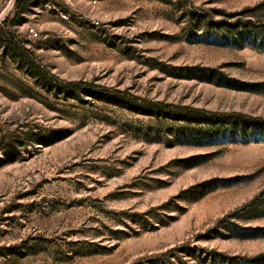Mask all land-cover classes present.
<instances>
[{
  "label": "rangeland",
  "instance_id": "374dc122",
  "mask_svg": "<svg viewBox=\"0 0 264 264\" xmlns=\"http://www.w3.org/2000/svg\"><path fill=\"white\" fill-rule=\"evenodd\" d=\"M15 4L0 0V264H264V127L138 105L264 117V50L220 27H264V0Z\"/></svg>",
  "mask_w": 264,
  "mask_h": 264
},
{
  "label": "trees",
  "instance_id": "16d2710c",
  "mask_svg": "<svg viewBox=\"0 0 264 264\" xmlns=\"http://www.w3.org/2000/svg\"><path fill=\"white\" fill-rule=\"evenodd\" d=\"M15 5L16 7H20L21 0H16ZM240 14L244 13H234L233 16H236V21H223L221 22L220 27H226L228 30H230L231 34L234 36L233 38H236V44L243 47L249 46L253 42V44L260 46L264 50V27L260 25L259 22L253 17L246 19H243V17H238ZM138 105L147 109L157 110L158 112H162L171 116H194L201 118L205 115L211 119L214 117H221L224 120H230L239 124H248L253 127H264V117L252 116L241 112L220 113L217 111H209L203 108H197L191 105L173 104L160 101H142L138 103Z\"/></svg>",
  "mask_w": 264,
  "mask_h": 264
},
{
  "label": "built area",
  "instance_id": "2783aa9c",
  "mask_svg": "<svg viewBox=\"0 0 264 264\" xmlns=\"http://www.w3.org/2000/svg\"><path fill=\"white\" fill-rule=\"evenodd\" d=\"M96 1V0H95ZM33 30V29H32Z\"/></svg>",
  "mask_w": 264,
  "mask_h": 264
}]
</instances>
